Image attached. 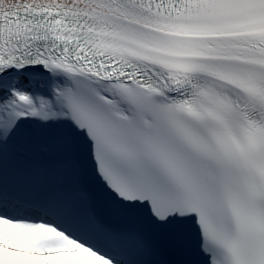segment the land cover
Here are the masks:
<instances>
[{"label":"snow or ice","instance_id":"obj_1","mask_svg":"<svg viewBox=\"0 0 264 264\" xmlns=\"http://www.w3.org/2000/svg\"><path fill=\"white\" fill-rule=\"evenodd\" d=\"M0 264H264V0H0Z\"/></svg>","mask_w":264,"mask_h":264}]
</instances>
